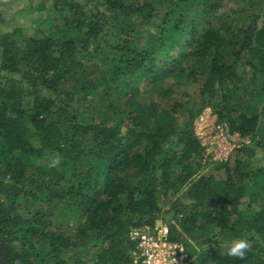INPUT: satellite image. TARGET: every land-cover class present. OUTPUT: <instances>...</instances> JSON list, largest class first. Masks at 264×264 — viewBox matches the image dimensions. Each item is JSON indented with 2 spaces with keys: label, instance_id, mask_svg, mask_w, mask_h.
<instances>
[{
  "label": "trees",
  "instance_id": "16d2710c",
  "mask_svg": "<svg viewBox=\"0 0 264 264\" xmlns=\"http://www.w3.org/2000/svg\"><path fill=\"white\" fill-rule=\"evenodd\" d=\"M21 11L46 17L0 34V264H129V233L157 221L189 258L182 235L200 234L186 264H264V0ZM205 108L249 139L224 162L194 134ZM239 237L243 258L228 254Z\"/></svg>",
  "mask_w": 264,
  "mask_h": 264
},
{
  "label": "rangeland",
  "instance_id": "374dc122",
  "mask_svg": "<svg viewBox=\"0 0 264 264\" xmlns=\"http://www.w3.org/2000/svg\"><path fill=\"white\" fill-rule=\"evenodd\" d=\"M41 1L44 0H0V10H1V16H0V34L5 32H10L13 29H24L27 34L31 35L34 31V28L37 26H40V21L44 20L46 17V12H34L31 14V16L26 17L22 13V9L26 8L29 5H37ZM18 13V14H17ZM189 91V97L190 99H196V91L194 90L193 86H190L188 88ZM216 120L215 115H213L210 108H205L201 114L194 120L193 122V131L198 139L200 145L204 147L206 154L210 156L211 160L214 159V150L215 147L212 143L207 142H213L214 141V132H213V126H215ZM223 126V124H220ZM224 128L223 130L226 132ZM227 138H230V142L232 143V146L234 148L232 149L229 157L234 152V149L239 147L243 143L249 142L248 138L242 139L239 138L236 134H229ZM205 172L211 173L212 169L211 166L205 167ZM173 196L170 194L162 195L160 198V205L162 210H168L170 207V202H172ZM35 204L30 201H21L19 204L20 212L23 215L30 214L35 209ZM54 225L58 224V221L55 220ZM155 224H159V222H156ZM68 227L72 228V224L69 223ZM130 235V233H129ZM182 237L185 239V246L188 250L195 249L196 252L194 255H192V258H189L187 262L190 260H194L195 256H198L203 251V247L199 244L200 242V234L196 232H191L187 234H183ZM228 245V240H223V245L219 251H223L225 247ZM185 248V247H184ZM86 260L90 264L91 260V254L86 257ZM186 262V263H187Z\"/></svg>",
  "mask_w": 264,
  "mask_h": 264
},
{
  "label": "built area",
  "instance_id": "2783aa9c",
  "mask_svg": "<svg viewBox=\"0 0 264 264\" xmlns=\"http://www.w3.org/2000/svg\"><path fill=\"white\" fill-rule=\"evenodd\" d=\"M225 125L215 124L213 132L215 134L214 159L216 162H224L234 148L230 142L229 132L223 130ZM248 143V142H247ZM238 148V147H237ZM153 228L133 229L130 238L135 241V249L132 252L129 264H186L189 259L184 246L171 241L168 237L169 229L161 221H157Z\"/></svg>",
  "mask_w": 264,
  "mask_h": 264
},
{
  "label": "clouds",
  "instance_id": "9594fccd",
  "mask_svg": "<svg viewBox=\"0 0 264 264\" xmlns=\"http://www.w3.org/2000/svg\"><path fill=\"white\" fill-rule=\"evenodd\" d=\"M61 158L59 156H53L48 163V167H56L60 164ZM252 242L245 238H235L230 242L228 247V254L238 258H243L247 251L251 248Z\"/></svg>",
  "mask_w": 264,
  "mask_h": 264
}]
</instances>
